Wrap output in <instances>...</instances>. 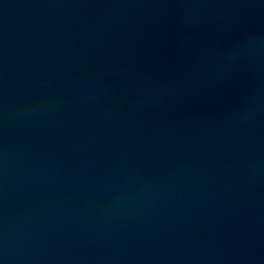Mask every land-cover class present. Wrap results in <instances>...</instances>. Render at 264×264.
I'll list each match as a JSON object with an SVG mask.
<instances>
[{
  "label": "water",
  "instance_id": "water-1",
  "mask_svg": "<svg viewBox=\"0 0 264 264\" xmlns=\"http://www.w3.org/2000/svg\"><path fill=\"white\" fill-rule=\"evenodd\" d=\"M0 264H264V0H0Z\"/></svg>",
  "mask_w": 264,
  "mask_h": 264
}]
</instances>
